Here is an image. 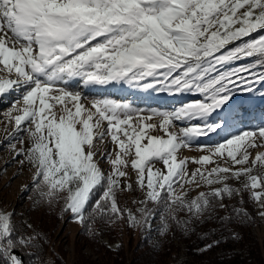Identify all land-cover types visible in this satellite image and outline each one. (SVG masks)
Instances as JSON below:
<instances>
[{"label": "snow or ice", "instance_id": "1", "mask_svg": "<svg viewBox=\"0 0 264 264\" xmlns=\"http://www.w3.org/2000/svg\"><path fill=\"white\" fill-rule=\"evenodd\" d=\"M109 86L193 99L143 109L81 90ZM9 96L8 145L35 169L34 210L58 205L92 239L121 222L148 241L212 222L227 230L253 222L248 203L264 218V113L241 127L264 101V0H0ZM16 215L0 206V264H45L47 234ZM214 235L199 236L211 242L197 254L224 242Z\"/></svg>", "mask_w": 264, "mask_h": 264}, {"label": "rangeland", "instance_id": "2", "mask_svg": "<svg viewBox=\"0 0 264 264\" xmlns=\"http://www.w3.org/2000/svg\"><path fill=\"white\" fill-rule=\"evenodd\" d=\"M81 90L85 91V94L90 97H109L121 102L132 101L135 102L136 106L143 109L172 110L175 108L173 104H177L176 107H179L183 103L193 99V97H175L176 100L173 102L172 99L174 97L167 94H135L124 87L112 86H109L106 90L100 88H95L91 91ZM163 97L165 99L161 101L163 102L161 104L154 101L156 98L161 100ZM14 99V96L7 98L0 97V206L6 207L9 210L14 209L17 214L15 217L17 222L21 219H26L30 223L34 221L40 222L42 208L34 210L32 200L30 199V196L34 194L26 190V188L30 189L32 187L35 169L27 164L22 166L19 163V157L14 159L13 151L8 145V136L12 133L13 125L6 122L5 114L11 108V102ZM261 110L264 111V101L257 99L255 101L253 116L249 117L246 124H242L241 127L259 123L258 117L261 114ZM201 139L205 143L214 144L220 140V137L213 136L211 140ZM26 145L27 140H25ZM16 147L19 148L20 144L17 143ZM108 147L110 149L111 145L109 144ZM260 150L264 151V149ZM184 154L193 157L199 156L201 153L195 150H184ZM100 164L107 171L109 167L108 163L101 160ZM137 195V193H130L123 197V200L129 207H133L132 200ZM192 195L194 196L195 193ZM53 208L60 210V206L58 205ZM250 212L251 216H253V222L250 223L251 226L249 227L252 241L239 251H242L245 255L249 253L254 254L256 262L264 264V218L258 215V211L253 205L250 206ZM56 221L55 232H53L47 246H44L47 255L44 259L45 264H51L55 261L54 257L58 252L62 255L65 264H75L79 257L98 262L101 260L104 251H106L105 248L116 250L121 243L124 244V249L129 254H133V250L138 247V241L145 237L142 228H132L126 223L121 222L110 226L104 225L101 228L96 226L100 234L97 238L92 239L87 233L82 232L83 229L79 224L70 221L67 216L62 217L60 214L59 218H56ZM152 227L154 228V224ZM153 233L154 242L157 241L160 244L158 248L160 253L166 254V257H164L166 260L163 261V264H191V260L187 257L183 244L175 240L173 244L176 246L173 247L170 244L172 241L171 236L162 237L159 233L155 234V231ZM131 238L134 239V243H132Z\"/></svg>", "mask_w": 264, "mask_h": 264}, {"label": "trees", "instance_id": "3", "mask_svg": "<svg viewBox=\"0 0 264 264\" xmlns=\"http://www.w3.org/2000/svg\"><path fill=\"white\" fill-rule=\"evenodd\" d=\"M234 186L239 187V185ZM230 203L235 205L236 201L233 200ZM251 205V203L245 205L250 214ZM41 208V221H34L32 222V224L37 229L41 230L42 233H46L48 240H50L53 232H55L56 229V218H59L61 211L59 209L56 210L55 208ZM227 214L228 213L223 210H220L218 213V215L220 216H224ZM181 215L183 216L184 214ZM251 217L253 218V216ZM250 223L251 222L241 224L239 221H236L235 223L229 225L227 230H222L217 222H212L205 227L197 229V233L191 236H184L179 231H175L174 233L170 232L166 237L171 236L172 241L170 244H172L173 247L176 246L173 244L175 240L178 243L184 245L185 253L191 260V264H258L256 262L254 254L249 253L248 255H245L242 253V251H239L240 249L244 248L247 243H250L252 241V238L250 236L251 232L249 231V227L251 226ZM159 224L160 221L157 220L154 223V228H156ZM97 226L101 228L104 225L98 224ZM209 230H214L216 233V235H214L212 239L220 238L221 231H223V236L225 237L224 242L217 246L213 251H209L203 255L197 254V249L199 247H202L203 243L211 242V240L201 241V239H199V236H202ZM232 230L239 233L241 238L238 241L228 238L229 232ZM153 232L148 234L152 237V241L146 240L145 237L140 239L138 241V247L133 250V254H129L124 249V244L121 243L116 250L105 248L106 251H104L101 260L98 262H96L95 260L93 261L85 258L82 259L81 257H79L78 260H76L75 264H163V261L166 260V258H164L166 257V254H161L159 249L153 247V243H155ZM157 233L158 232L155 231V234ZM133 240L134 239L131 238L132 243H134ZM47 244L48 243H46L45 245L47 246ZM46 256L47 255L44 250V259L46 258ZM54 259L56 262L53 261L51 264H65L64 260L62 259V255L59 252L54 257Z\"/></svg>", "mask_w": 264, "mask_h": 264}, {"label": "bare ground", "instance_id": "4", "mask_svg": "<svg viewBox=\"0 0 264 264\" xmlns=\"http://www.w3.org/2000/svg\"><path fill=\"white\" fill-rule=\"evenodd\" d=\"M164 99H165V98H163L162 100H164ZM162 100H159V99L156 98L154 101H155V102H156V101H157V102H159V101L161 102ZM164 102H165V101H164ZM161 103H163V102H161ZM173 105H175L174 107L176 108V105H177V104H173ZM173 105H172V106H173ZM170 107H171V105H170ZM174 107H172V108H174ZM156 109H157V108H156ZM261 112L264 113L263 110H261L260 113H261Z\"/></svg>", "mask_w": 264, "mask_h": 264}]
</instances>
